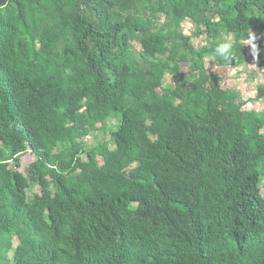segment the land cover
<instances>
[{
    "label": "trees",
    "instance_id": "1",
    "mask_svg": "<svg viewBox=\"0 0 264 264\" xmlns=\"http://www.w3.org/2000/svg\"><path fill=\"white\" fill-rule=\"evenodd\" d=\"M247 44L264 0H0V264H264V114L206 67Z\"/></svg>",
    "mask_w": 264,
    "mask_h": 264
},
{
    "label": "rangeland",
    "instance_id": "2",
    "mask_svg": "<svg viewBox=\"0 0 264 264\" xmlns=\"http://www.w3.org/2000/svg\"><path fill=\"white\" fill-rule=\"evenodd\" d=\"M183 31L186 34L191 35L194 31V26L190 22H185L183 24ZM228 41L231 43L232 39H228ZM195 47H199L200 45L204 44L203 38L201 39H193L192 40ZM136 47L138 48V45L135 43ZM247 53L249 55V59L246 64L242 65L239 68H220L217 67L216 59L207 58L206 59V67L209 73H215L218 70H221L226 75L227 80V88L229 90H236L239 93L240 100L243 103L242 110L249 111V110H255L258 113L264 114V103L262 101H259L256 99L257 95V88L259 84L264 83V77L262 76V73L255 67L254 65V59L257 53V47L255 45L247 44L246 45ZM182 70L186 76L187 79H189L192 76V70L190 64H183ZM117 120L115 118L111 119L109 122V128L107 132L104 134L102 125L100 122H97L95 124L96 130L92 131L89 136L86 137L85 142L88 144H96L103 138L107 139L110 146L112 145V138H111V131L114 130V128L117 125ZM208 125L207 121L204 119L197 121V128L201 130L203 135V141L212 140L214 142H217V137L219 134V131L215 129L212 132H208L205 129V126ZM33 157L30 153H26L21 158V167L18 169L20 172L24 173L25 175L28 174V166L30 162L33 160ZM81 160H85V157L83 156ZM99 164H102L101 159H98ZM34 193H40V188L35 187L31 192H29V195L32 196ZM262 193L264 194V189L262 188Z\"/></svg>",
    "mask_w": 264,
    "mask_h": 264
},
{
    "label": "clouds",
    "instance_id": "3",
    "mask_svg": "<svg viewBox=\"0 0 264 264\" xmlns=\"http://www.w3.org/2000/svg\"><path fill=\"white\" fill-rule=\"evenodd\" d=\"M226 50V49H225Z\"/></svg>",
    "mask_w": 264,
    "mask_h": 264
}]
</instances>
